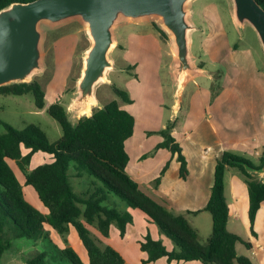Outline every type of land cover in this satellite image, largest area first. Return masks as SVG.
<instances>
[{"label":"trees","instance_id":"trees-1","mask_svg":"<svg viewBox=\"0 0 264 264\" xmlns=\"http://www.w3.org/2000/svg\"><path fill=\"white\" fill-rule=\"evenodd\" d=\"M31 0H0V10L12 2ZM264 8V0H256ZM163 37L166 32L158 26ZM202 63L200 67H202ZM219 86H210L213 99ZM113 93L118 97L107 101L92 110L90 116H81L73 122L66 107L60 102L46 106L45 90L37 80L15 82L0 86V94L22 95L32 93L35 107L45 109L60 125L62 133L50 141L45 132L36 124L29 123L18 129L3 122L5 132L0 134V258L9 247L10 224L13 238L43 237L53 254L70 264H85L78 252L70 245L56 246L48 233L46 225L65 235L73 226L88 256L89 264H125L123 256L112 246L102 243L90 227H94L101 237H107L110 225L115 224L123 236L132 215L126 209H118L106 204L109 194L113 193L130 208L143 212L159 231L174 242L175 247L168 250L159 239L149 232L139 241L140 250L147 257L142 262L155 261L160 257L168 260H199L203 264H252L251 260L236 253L235 244L244 241L227 227L228 204L224 193V175L228 167H236L245 177L247 185L249 228L253 235L254 221L261 203L264 201V180L247 170L264 166V153L252 160L245 156L223 151L216 159L213 184L203 210L211 215L212 228L205 243L198 239L195 228L183 214H176L165 208L157 200L143 191L139 184L127 173L129 160L125 141L132 135L135 118L132 113L121 107V103H131L126 90L114 85ZM176 120H168L165 127L153 131L162 136L156 144L158 148L168 149L176 155L179 162V175L186 178L188 168L182 148L172 135ZM22 147L28 149L22 152ZM41 151L52 154L53 159L29 169L34 153ZM8 160L15 162L17 169L24 175V182L36 192L47 210L41 212L24 196L23 188ZM73 166L76 176L83 173L93 176L100 186L85 192L76 193L69 180V167ZM164 165L160 174L167 169ZM10 234V235H11ZM47 253L37 251L27 259L26 264H47Z\"/></svg>","mask_w":264,"mask_h":264},{"label":"crops","instance_id":"crops-1","mask_svg":"<svg viewBox=\"0 0 264 264\" xmlns=\"http://www.w3.org/2000/svg\"><path fill=\"white\" fill-rule=\"evenodd\" d=\"M192 14L193 10L189 9L188 19L191 24ZM202 15L204 16L202 24L205 27L202 24L199 26L192 24L193 28L190 31L192 33L199 31L202 32V36L204 35L199 43L200 49L196 52L203 65L202 67L194 65L196 71L185 83L186 85L190 81H196L194 82L196 88L191 91L190 103L182 112L179 105L173 107V115L170 119L176 120L172 135L179 142L187 162L188 175L186 178H181L179 175V162L176 155H172L166 148L154 150L156 144L163 138L158 133L154 134L153 131L165 127V123L152 126L148 118H141L139 122L133 113L134 109L126 104L121 107L132 113L135 118L133 133L125 141V149L129 156L126 166L127 173L143 191L165 208L173 213L183 214L195 228L199 241L205 243L211 233L212 221L210 213L203 210V207L213 184L216 159L225 150L255 161L264 153V52L262 58H258L251 49H240L237 43L231 45L221 29L222 25L217 13L209 14L204 10ZM231 18L236 27L232 10ZM192 42L193 38L190 37V52ZM126 52L123 56L125 59H127ZM205 55L214 66L213 69L206 67ZM216 72L220 88L210 101V86L214 83ZM198 77L206 78V81L200 80V82H205L204 86L197 82ZM59 78L62 77L56 72L51 83L46 88L44 87L45 107L53 102H60L65 106L63 102L65 96L62 94L65 79L59 80ZM230 79H232L231 82H229ZM234 81H236L235 86H232ZM133 102L132 100L131 103ZM37 111L42 112L45 109ZM27 151L28 149L22 147L23 153ZM52 159V154L38 151L33 154L29 169ZM8 162L22 185L27 201L41 212L47 213L34 189L25 184L24 175L17 169L15 162L12 160ZM166 163H168L167 169L160 174ZM258 177L264 179L261 175ZM224 193L228 204L227 229L250 243L246 246L242 242H237L235 244L236 253L248 257L252 264H264V201L256 214L253 225L255 235H253L247 216V185L245 177L236 167L226 169ZM127 210L132 215V222L127 224L123 236L120 235L115 224L110 225L107 237H101L97 230L90 227L102 243L112 246L123 256L125 264H203L199 260L170 261L166 257H160L151 262H142L147 255L140 250L139 241L144 239L147 232L154 239L161 240L168 250H172L175 245L159 231L153 222L146 218L143 212L141 214L129 207ZM135 215L140 218V223H135ZM45 228L52 236L59 239L56 230L49 225ZM68 240L67 245L72 246L78 252L85 264H89L87 252L73 226L69 227ZM58 243L64 246L63 243ZM238 244L244 245L245 249L238 251Z\"/></svg>","mask_w":264,"mask_h":264},{"label":"rangeland","instance_id":"rangeland-1","mask_svg":"<svg viewBox=\"0 0 264 264\" xmlns=\"http://www.w3.org/2000/svg\"><path fill=\"white\" fill-rule=\"evenodd\" d=\"M187 7L193 10L190 17L192 24L198 26L204 20L202 15L204 10L209 14L216 12L228 43L231 45L237 43L240 49H251L258 58H262L263 50L253 28L249 24H245L241 28L235 27L233 24L230 0H191ZM158 26H161L160 21L155 17L121 20L117 23L114 27V43L108 54L115 67L107 69L106 80L95 86L96 103L92 105L91 111L107 101L118 100L112 90L114 85L126 90L134 101L133 103H121V105L126 104L129 108L134 109L133 113L139 122L141 118H148L152 126L166 124L172 118L174 106L179 105L182 112L190 103V93L196 88L194 85L196 81H190L186 85L184 84L185 86L182 85L180 91L177 92L179 81L176 77L175 47L172 36L166 33V37H163L157 30ZM39 28L42 31V67L33 74L30 80L35 79L42 84L43 88H46L53 80L54 74L58 72L62 77L59 80L65 79L62 87V94L65 96L63 102L69 118L75 122L78 118L77 110L76 107H70V104L77 95V81L83 67L84 52L90 45L85 24L79 18H72L58 24L41 22ZM190 34V37L193 38L190 52L192 64L200 66L202 62L196 52L200 49L199 43L204 35L202 36V32L199 31L193 33L190 31ZM125 51H127V59L123 58ZM204 60L207 63L206 67L213 69L214 66L208 61L206 55ZM220 66L223 68L222 65ZM217 78L216 72L213 84L215 87H220ZM196 80L197 82L206 81V78L198 77ZM231 81L232 79L229 80V82ZM204 83L202 81L199 84L204 86ZM232 83V86H235L236 81ZM37 110L32 93L0 94V134L5 132L3 122L18 129L29 123H34L45 132L50 141H55L62 133L59 123L47 112H38ZM68 173L70 183L76 193L92 188L93 183L100 186L99 181L87 173H83L79 177L76 176L72 165L69 167ZM105 203L121 210L128 208L126 203L113 193L109 194ZM133 209L141 213L140 210ZM140 222V218L135 215V223ZM7 227L10 232L8 234L10 245L3 252L0 264H26L27 259L37 251L47 253V264H70L68 261L56 257L43 237L13 238L11 230H9L11 225L8 224ZM46 232L56 246L62 248L58 242L63 243L64 246L69 244L68 232L65 235L59 234V239L52 236L49 230ZM169 240L173 242L171 239ZM237 246L238 251L245 249L244 245L238 244Z\"/></svg>","mask_w":264,"mask_h":264},{"label":"water","instance_id":"water-1","mask_svg":"<svg viewBox=\"0 0 264 264\" xmlns=\"http://www.w3.org/2000/svg\"><path fill=\"white\" fill-rule=\"evenodd\" d=\"M191 0H31L12 2L0 10V86L30 82L42 67L41 22L58 24L79 18L84 24L90 45L84 52L83 67L77 81V95L70 107L77 116H90L96 103L95 86L106 80V71L115 67L108 54L114 43V27L121 20L155 17L160 27L172 36L175 47L178 90L195 73L189 43L193 28L188 19ZM238 28L249 24L264 52V8L256 0H230ZM90 105V111L80 113ZM71 109V108H70ZM81 115V116H80ZM77 118V119H78ZM76 119V120H77ZM254 175L264 177V166L247 167ZM264 180V179H261Z\"/></svg>","mask_w":264,"mask_h":264},{"label":"bare ground","instance_id":"bare-ground-1","mask_svg":"<svg viewBox=\"0 0 264 264\" xmlns=\"http://www.w3.org/2000/svg\"><path fill=\"white\" fill-rule=\"evenodd\" d=\"M90 111V105L87 107V108H85V109H80V113L82 114V113H85V114H87L88 112Z\"/></svg>","mask_w":264,"mask_h":264}]
</instances>
